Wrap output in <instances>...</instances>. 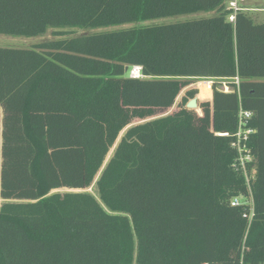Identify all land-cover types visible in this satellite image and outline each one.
<instances>
[{"label":"trees","instance_id":"16d2710c","mask_svg":"<svg viewBox=\"0 0 264 264\" xmlns=\"http://www.w3.org/2000/svg\"><path fill=\"white\" fill-rule=\"evenodd\" d=\"M232 12L227 0H0V33L55 29L32 46L0 47V264L264 263V22ZM129 23L138 25L61 30ZM201 78L215 80L212 101L198 111L185 96L159 116ZM199 88L209 99L210 83ZM241 106L255 130L250 226L246 206L231 204L246 193L238 152L218 134L237 132ZM129 125L99 198L52 192L90 187Z\"/></svg>","mask_w":264,"mask_h":264},{"label":"rangeland","instance_id":"374dc122","mask_svg":"<svg viewBox=\"0 0 264 264\" xmlns=\"http://www.w3.org/2000/svg\"><path fill=\"white\" fill-rule=\"evenodd\" d=\"M229 4V0H227V5ZM246 9L245 11H247L256 22H264V0H246L245 2H243L242 4ZM251 8V9H248ZM214 14L213 11L210 12H197V13H192V14H182V15H175V16H169V17H163V18H158V19H154V20H149L146 21V24H162V23H172V22H178V21H185L191 18H195V17H201V16H212ZM138 24L136 23H129V24H125L122 26H116V27H105V28H98V29H91V30H85V29H81V28H75V27H68L65 29H61V30H65V31H69L70 34L67 35H81L84 33H89V32H94V31H108V30H113V29H119L122 27H133V26H137ZM54 31L55 29H50L49 31H47L46 33L42 34V35H38V36H24V35H13V34H3L0 33V47H4V46H24V47H28V46H32L36 43H39L41 41L47 40V39H52L54 38ZM130 73L132 75H140V70L138 68H133ZM190 84L185 87L179 97L176 100V103L174 104V106L172 108H170L168 111H166L165 113H162L159 116H166L169 114H172L174 111H176L179 108V105L183 99V97L188 96L189 100L192 99L190 97V95L188 94L189 90H197V92L195 93L194 97L198 96L200 98V103L203 101H208L207 99H204L202 97H200V88L199 86L203 83H210L211 85V95L213 96V89L212 86L214 84V79L211 78H201V79H191L190 80ZM225 82V81H224ZM217 85L223 86V82L218 83ZM210 101H212V97L209 99ZM0 113H1V109H0ZM157 117V116H156ZM154 118V117H153ZM146 120H142V121H135L133 124H137L140 122H144ZM131 124V125H133ZM129 125L128 127H126L119 135L117 141L115 142V144L112 146V148L110 149V152L104 162V165L100 171V173L97 175V177L95 178L93 184L88 187V188H68V187H62V188H58V189H54L52 190V192H77V191H88L91 192L92 194H94L97 198H99V193H98V189H97V180L102 172V170L104 169V167L106 166V164L108 163V161L111 159V157L113 156L115 149L117 147V145L119 144V142L121 141L123 135L125 134L126 130L131 126ZM225 133V132H222ZM2 153L0 150V166L2 164ZM4 200L0 199V203H2ZM264 264V263H263Z\"/></svg>","mask_w":264,"mask_h":264},{"label":"built area","instance_id":"2783aa9c","mask_svg":"<svg viewBox=\"0 0 264 264\" xmlns=\"http://www.w3.org/2000/svg\"><path fill=\"white\" fill-rule=\"evenodd\" d=\"M245 0H231L229 1L228 8L233 10L230 14L229 19L235 20V12L238 10H245L246 8L242 5ZM234 81L239 85V77H235ZM221 90L224 92L232 91L230 85L227 82H223ZM253 117V111L244 109L242 106L239 109V126L235 133L230 134L229 132L218 133L225 136H232V146L237 150L238 157L235 160L234 168L239 174L243 175L246 183V193L235 197L231 204L232 206L245 205L246 208L243 213V217L247 219L248 225L250 226L255 216V205L253 197V181L256 177V159L252 148L249 146V139L252 133L255 132L254 128L249 127V121Z\"/></svg>","mask_w":264,"mask_h":264},{"label":"water","instance_id":"95a60500","mask_svg":"<svg viewBox=\"0 0 264 264\" xmlns=\"http://www.w3.org/2000/svg\"><path fill=\"white\" fill-rule=\"evenodd\" d=\"M126 69H128V67ZM133 76H140V75H133ZM199 104H200V98L198 96H196L187 102L186 107L189 109H194V110L200 111L201 109L199 107Z\"/></svg>","mask_w":264,"mask_h":264},{"label":"crops","instance_id":"0c3cea01","mask_svg":"<svg viewBox=\"0 0 264 264\" xmlns=\"http://www.w3.org/2000/svg\"><path fill=\"white\" fill-rule=\"evenodd\" d=\"M229 1H231V0H229ZM245 1H246V0H245ZM248 9H251V8L248 7ZM211 97H212V95L210 96V98H211ZM210 98H209V99H210ZM209 99H207V100H209ZM0 109H1L0 118L3 119V108L1 107V104H0ZM0 150H1V153H2V149H0Z\"/></svg>","mask_w":264,"mask_h":264}]
</instances>
